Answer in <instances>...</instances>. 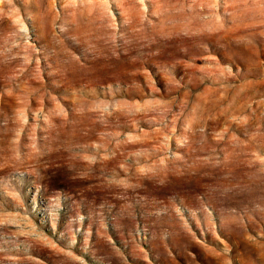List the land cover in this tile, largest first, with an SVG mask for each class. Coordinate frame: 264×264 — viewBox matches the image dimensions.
Listing matches in <instances>:
<instances>
[{
  "label": "rangeland",
  "instance_id": "1",
  "mask_svg": "<svg viewBox=\"0 0 264 264\" xmlns=\"http://www.w3.org/2000/svg\"><path fill=\"white\" fill-rule=\"evenodd\" d=\"M0 264H264V0H0Z\"/></svg>",
  "mask_w": 264,
  "mask_h": 264
}]
</instances>
